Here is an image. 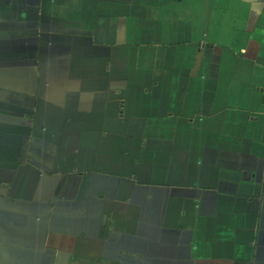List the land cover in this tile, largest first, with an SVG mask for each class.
<instances>
[{"label": "crops", "instance_id": "obj_1", "mask_svg": "<svg viewBox=\"0 0 264 264\" xmlns=\"http://www.w3.org/2000/svg\"><path fill=\"white\" fill-rule=\"evenodd\" d=\"M0 264H264V0H0Z\"/></svg>", "mask_w": 264, "mask_h": 264}]
</instances>
